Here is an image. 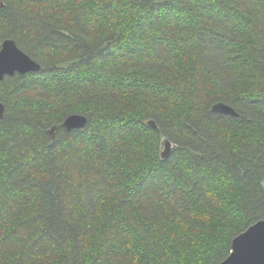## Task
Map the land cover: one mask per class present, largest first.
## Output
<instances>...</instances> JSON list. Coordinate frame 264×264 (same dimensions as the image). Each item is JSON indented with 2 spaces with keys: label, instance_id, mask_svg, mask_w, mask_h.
Returning a JSON list of instances; mask_svg holds the SVG:
<instances>
[{
  "label": "trees",
  "instance_id": "obj_1",
  "mask_svg": "<svg viewBox=\"0 0 264 264\" xmlns=\"http://www.w3.org/2000/svg\"><path fill=\"white\" fill-rule=\"evenodd\" d=\"M6 40L0 264H220L264 220V0H0Z\"/></svg>",
  "mask_w": 264,
  "mask_h": 264
},
{
  "label": "water",
  "instance_id": "obj_2",
  "mask_svg": "<svg viewBox=\"0 0 264 264\" xmlns=\"http://www.w3.org/2000/svg\"><path fill=\"white\" fill-rule=\"evenodd\" d=\"M1 50L11 51L19 55V59L8 61L6 60L3 67L0 68V82L5 77H12L15 74L27 75L37 73L41 70V66L34 61L30 56L23 52L14 40H6ZM212 111L214 113L230 116L234 118L239 117V113L231 106L219 102L213 105ZM6 116V106L0 101V120ZM88 119L84 115L68 116L62 124V128L71 132L86 127ZM147 125L158 130V126L154 120H149ZM61 126H53L49 130V135L53 141L57 139V132ZM163 151L161 158L167 160L175 146L166 139L163 142ZM231 254L223 260L220 264H264V220L258 221L251 225L244 232L235 237L232 241Z\"/></svg>",
  "mask_w": 264,
  "mask_h": 264
},
{
  "label": "snow or ice",
  "instance_id": "obj_3",
  "mask_svg": "<svg viewBox=\"0 0 264 264\" xmlns=\"http://www.w3.org/2000/svg\"><path fill=\"white\" fill-rule=\"evenodd\" d=\"M17 59H19V55L17 53L6 50H0V68L3 67V64L6 60L12 61Z\"/></svg>",
  "mask_w": 264,
  "mask_h": 264
},
{
  "label": "rangeland",
  "instance_id": "obj_4",
  "mask_svg": "<svg viewBox=\"0 0 264 264\" xmlns=\"http://www.w3.org/2000/svg\"><path fill=\"white\" fill-rule=\"evenodd\" d=\"M164 149V148H163Z\"/></svg>",
  "mask_w": 264,
  "mask_h": 264
}]
</instances>
